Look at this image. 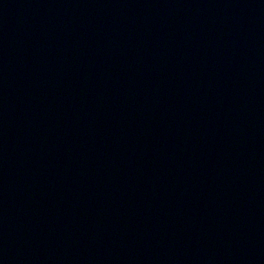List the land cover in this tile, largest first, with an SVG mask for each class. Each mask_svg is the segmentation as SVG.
Segmentation results:
<instances>
[{
    "label": "water",
    "instance_id": "1",
    "mask_svg": "<svg viewBox=\"0 0 264 264\" xmlns=\"http://www.w3.org/2000/svg\"><path fill=\"white\" fill-rule=\"evenodd\" d=\"M0 264H264V0H0Z\"/></svg>",
    "mask_w": 264,
    "mask_h": 264
}]
</instances>
